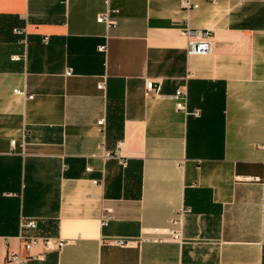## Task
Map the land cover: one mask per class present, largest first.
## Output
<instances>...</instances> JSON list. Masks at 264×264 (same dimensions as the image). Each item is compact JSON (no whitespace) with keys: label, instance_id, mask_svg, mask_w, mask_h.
I'll return each instance as SVG.
<instances>
[{"label":"crops","instance_id":"obj_1","mask_svg":"<svg viewBox=\"0 0 264 264\" xmlns=\"http://www.w3.org/2000/svg\"><path fill=\"white\" fill-rule=\"evenodd\" d=\"M183 1L0 0V264H264V0Z\"/></svg>","mask_w":264,"mask_h":264},{"label":"built area","instance_id":"obj_2","mask_svg":"<svg viewBox=\"0 0 264 264\" xmlns=\"http://www.w3.org/2000/svg\"><path fill=\"white\" fill-rule=\"evenodd\" d=\"M191 2L188 0L183 1V6H189ZM118 13L117 9L113 10H106L103 13H100L97 16V21L101 23H105L107 27H110L116 23V14ZM18 33H23V31L19 29H14ZM183 34L187 36V46L186 51L188 54H204L211 51L213 46V40H212V34L210 31H201V30H192V29H185L183 30ZM104 46H101V49H104ZM73 74V71L71 68H67L65 71V75L70 76ZM104 86V83H99V87L102 88ZM147 87L149 89L152 88V82L147 83ZM18 91V89L16 90ZM25 91H23L24 93ZM29 97H32V95H28ZM175 98L177 101V107L178 108H185V101L187 98V93L185 89L179 88L175 93ZM105 119H100L98 121V124L100 126L104 125ZM13 146L15 145V141L12 140ZM190 209L187 208L180 210L176 213L175 216H173L169 220V226L164 229H159L157 231H152V233L146 237H141L140 239L133 238V237H121V236H113L105 239L109 244L114 246H120V247H127V246H133L137 245L140 240L143 239H163L165 237H168L172 240H183V226L184 225V217L185 214ZM110 218V215L107 216V219ZM20 222V232H19V238L23 244V248L29 253L30 250L36 246L41 245L43 247V252L39 253L37 257L42 258L44 253L46 251L53 250L55 248L61 249L63 245L66 243L65 239H58L56 241L55 237H52L51 235H42L37 233L35 230L38 228V222L35 218H28L27 220L25 218L21 219ZM167 235V236H164ZM29 256L32 255H24L20 251H15L10 253V259L9 261L14 264H26V261Z\"/></svg>","mask_w":264,"mask_h":264}]
</instances>
